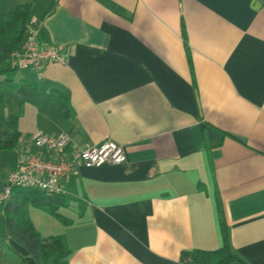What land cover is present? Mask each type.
Here are the masks:
<instances>
[{
    "label": "crops",
    "instance_id": "obj_1",
    "mask_svg": "<svg viewBox=\"0 0 264 264\" xmlns=\"http://www.w3.org/2000/svg\"><path fill=\"white\" fill-rule=\"evenodd\" d=\"M11 1L0 17L30 4L28 30L65 58L13 75L17 131L125 151L71 174L58 216L25 209L39 235L67 264H183L221 246L219 195L231 264H264V0Z\"/></svg>",
    "mask_w": 264,
    "mask_h": 264
},
{
    "label": "trees",
    "instance_id": "obj_2",
    "mask_svg": "<svg viewBox=\"0 0 264 264\" xmlns=\"http://www.w3.org/2000/svg\"><path fill=\"white\" fill-rule=\"evenodd\" d=\"M30 4L20 5L13 11L5 12L0 17V104H6L8 116L0 119V151L13 150L21 134L17 131V118L21 101L13 99L12 92L17 90L18 84L14 82L13 75L19 70L16 67L9 68L10 54L19 48L22 39L31 22ZM2 77V78H1ZM62 110L65 103L62 104ZM63 114H65L63 112ZM62 196H46L39 191L14 188L10 200L3 206L5 236L3 239H12L24 247L30 259L36 264H67L71 255L61 236H49L42 238L33 227L25 211L27 206L45 207L48 211L58 216L59 206H64ZM216 209L221 238V246L214 251H182L179 261L183 264H231L241 262L232 253L228 245L224 214L219 199L216 195ZM13 251V250H12ZM21 264H27V260L19 256ZM1 259V253H0Z\"/></svg>",
    "mask_w": 264,
    "mask_h": 264
},
{
    "label": "built area",
    "instance_id": "obj_3",
    "mask_svg": "<svg viewBox=\"0 0 264 264\" xmlns=\"http://www.w3.org/2000/svg\"><path fill=\"white\" fill-rule=\"evenodd\" d=\"M13 66L31 70L42 80V69L49 63L63 64L65 58L56 46H40L36 30H28L18 49L10 54ZM18 165L7 175L0 192V205L7 203L14 188L34 190L46 196H62L65 180L81 166L100 167L125 162L124 148L109 139L83 148L70 145L65 134L56 136L37 131L23 135L14 148Z\"/></svg>",
    "mask_w": 264,
    "mask_h": 264
},
{
    "label": "rangeland",
    "instance_id": "obj_4",
    "mask_svg": "<svg viewBox=\"0 0 264 264\" xmlns=\"http://www.w3.org/2000/svg\"><path fill=\"white\" fill-rule=\"evenodd\" d=\"M14 3H15L14 1L6 3V0H0V11L6 8V6L8 5L11 6ZM11 66L12 64L9 63L8 67H11ZM24 74H26L25 70L23 69L17 70L14 78L20 75H24ZM1 106H0V118L5 113L4 112L5 108L3 109ZM15 160H16V155L13 151H7V150L0 151V177L4 174L7 168L10 167L14 163ZM3 206H4L3 204L0 205V253H1L0 264H21V259L19 255L16 252L10 250L7 244H3V245L1 244V240L3 239V229H4V217L2 214ZM25 209L30 214H32L34 210L33 208H31V206H27ZM40 264H43V263H40Z\"/></svg>",
    "mask_w": 264,
    "mask_h": 264
},
{
    "label": "water",
    "instance_id": "obj_5",
    "mask_svg": "<svg viewBox=\"0 0 264 264\" xmlns=\"http://www.w3.org/2000/svg\"><path fill=\"white\" fill-rule=\"evenodd\" d=\"M2 190H3V187H2V185H0V192ZM8 245L19 256H21L24 259H26L27 260V264H36L32 259H30L28 251L24 247L19 245L17 242H15L14 240L10 239V240H8Z\"/></svg>",
    "mask_w": 264,
    "mask_h": 264
}]
</instances>
